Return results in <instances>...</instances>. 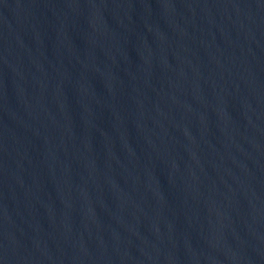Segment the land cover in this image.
I'll use <instances>...</instances> for the list:
<instances>
[{"label": "water", "instance_id": "95a60500", "mask_svg": "<svg viewBox=\"0 0 264 264\" xmlns=\"http://www.w3.org/2000/svg\"><path fill=\"white\" fill-rule=\"evenodd\" d=\"M0 264H264V0H0Z\"/></svg>", "mask_w": 264, "mask_h": 264}]
</instances>
